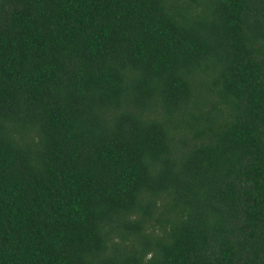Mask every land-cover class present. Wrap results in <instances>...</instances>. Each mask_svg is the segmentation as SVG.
I'll list each match as a JSON object with an SVG mask.
<instances>
[{
    "label": "trees",
    "instance_id": "1",
    "mask_svg": "<svg viewBox=\"0 0 264 264\" xmlns=\"http://www.w3.org/2000/svg\"><path fill=\"white\" fill-rule=\"evenodd\" d=\"M0 264H264V0H0Z\"/></svg>",
    "mask_w": 264,
    "mask_h": 264
}]
</instances>
